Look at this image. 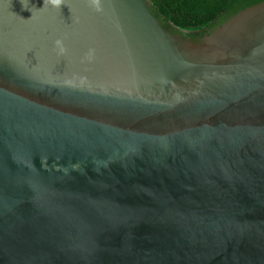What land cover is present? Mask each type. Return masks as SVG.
Returning a JSON list of instances; mask_svg holds the SVG:
<instances>
[{
  "label": "water",
  "instance_id": "water-1",
  "mask_svg": "<svg viewBox=\"0 0 264 264\" xmlns=\"http://www.w3.org/2000/svg\"><path fill=\"white\" fill-rule=\"evenodd\" d=\"M103 8L0 0V264H264V0Z\"/></svg>",
  "mask_w": 264,
  "mask_h": 264
},
{
  "label": "trees",
  "instance_id": "trees-1",
  "mask_svg": "<svg viewBox=\"0 0 264 264\" xmlns=\"http://www.w3.org/2000/svg\"><path fill=\"white\" fill-rule=\"evenodd\" d=\"M174 19L189 26L215 20L234 0H156Z\"/></svg>",
  "mask_w": 264,
  "mask_h": 264
},
{
  "label": "clouds",
  "instance_id": "clouds-1",
  "mask_svg": "<svg viewBox=\"0 0 264 264\" xmlns=\"http://www.w3.org/2000/svg\"><path fill=\"white\" fill-rule=\"evenodd\" d=\"M87 2L89 6L93 8L96 12H102L104 10L103 0H87ZM62 3H64V0H44V6L45 4H49L51 6L59 8V6ZM55 46H56L58 55H64L66 53L67 49L62 39H57L55 41ZM91 55H92V50H90L89 52V56H88L89 59H91Z\"/></svg>",
  "mask_w": 264,
  "mask_h": 264
}]
</instances>
